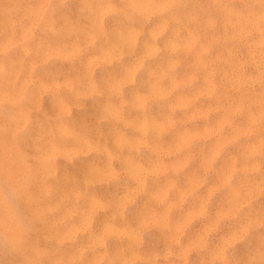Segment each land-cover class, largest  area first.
<instances>
[{
	"label": "rangeland",
	"instance_id": "rangeland-1",
	"mask_svg": "<svg viewBox=\"0 0 264 264\" xmlns=\"http://www.w3.org/2000/svg\"><path fill=\"white\" fill-rule=\"evenodd\" d=\"M246 3L0 0V264H264Z\"/></svg>",
	"mask_w": 264,
	"mask_h": 264
},
{
	"label": "bare ground",
	"instance_id": "bare-ground-1",
	"mask_svg": "<svg viewBox=\"0 0 264 264\" xmlns=\"http://www.w3.org/2000/svg\"><path fill=\"white\" fill-rule=\"evenodd\" d=\"M243 7H245V8L242 10L240 9L239 16H238V22H237L238 23V38L240 40L239 42H241L243 47L244 46L247 47L248 52H250V54H251L250 55L251 56L250 61L252 60V62H254V64H258L261 61L262 63L261 62L260 63L264 67V0H247V3ZM239 8H241V7H239ZM6 9H7V7H6ZM3 12H4V9H3ZM10 14H11V12H10ZM8 20H9V18H8ZM2 23H3V21H2ZM2 31H4V30H2ZM11 43H12V40H10L8 42V44H11ZM11 49L12 48H10V50ZM8 52L10 53V51H8ZM257 53H258V56H256ZM256 57H258L260 61L257 60ZM8 59H9V56H8ZM258 65H260V64H258ZM0 68H1V65H0ZM255 69L257 70L256 67H255ZM258 72H259V70H258ZM9 82H12V76L10 77ZM8 97L9 96L7 95V93L0 89V99L1 98H8ZM10 97H11V95H10ZM183 101H185V100H183ZM4 105H5V102H4ZM1 129H2L1 130L2 133L12 135V120L10 121V123L7 126H4ZM9 135H6V137ZM3 142L4 141H2V139L0 138V152L2 153L0 155V175L5 178V181H7L10 185H12V148L7 147V145H4ZM1 184H3V183H1ZM4 187H5L4 188L5 190L7 189L6 191L11 190V189L8 190L9 188H7V186H4ZM8 199H10V198H8ZM0 231L2 232V234L5 235L6 240L12 243V210L10 209L7 197L4 196L1 192H0Z\"/></svg>",
	"mask_w": 264,
	"mask_h": 264
}]
</instances>
